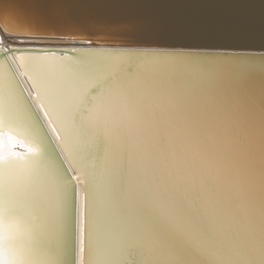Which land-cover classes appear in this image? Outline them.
<instances>
[{"label":"snow or ice","instance_id":"snow-or-ice-1","mask_svg":"<svg viewBox=\"0 0 264 264\" xmlns=\"http://www.w3.org/2000/svg\"><path fill=\"white\" fill-rule=\"evenodd\" d=\"M12 51L0 264H264V48Z\"/></svg>","mask_w":264,"mask_h":264},{"label":"water","instance_id":"water-1","mask_svg":"<svg viewBox=\"0 0 264 264\" xmlns=\"http://www.w3.org/2000/svg\"><path fill=\"white\" fill-rule=\"evenodd\" d=\"M0 1L9 3L21 11L23 15L17 13L24 17L30 29L40 32V34L15 33L24 38L15 41L52 44L9 45L8 48L0 46V49L10 50L0 52V57L8 58L12 70L17 73L18 79L29 91L25 77L19 75L21 71L19 61L12 59L15 55L13 48L48 50L61 56L79 55L70 51L74 48H150L175 52L228 51L242 53L243 55L238 58L257 61L260 59V50L264 48L262 0H75L74 3L61 7H37L35 0ZM5 14L0 9V18ZM28 16L33 20L30 21ZM108 25L130 27L113 32ZM63 30L79 33L64 34ZM6 32L9 33L6 35H14L10 30ZM77 35L84 36L86 41L76 43H81L80 45L85 43L86 47L66 45L65 39L76 40ZM7 41L12 42L10 38H7Z\"/></svg>","mask_w":264,"mask_h":264},{"label":"bare ground","instance_id":"bare-ground-1","mask_svg":"<svg viewBox=\"0 0 264 264\" xmlns=\"http://www.w3.org/2000/svg\"><path fill=\"white\" fill-rule=\"evenodd\" d=\"M0 9L6 13L3 16V18H0V26L3 28L4 24L7 23L9 29H11L10 31L14 33V35H6L9 33L6 31H5V33L0 31V37L3 38L1 40V45H0L1 47L6 46L8 48L9 45H19V46H24V45H45V46L46 45H52V44H47V43L46 44H37V43H33V42H20V41L17 42V41H15V40H19L21 38L24 39L23 37H19L20 35H16L15 33H17V34H23V33L24 34H40V32H36V31L30 29V26L28 23H26V21L24 20V17L21 16L20 14H18V13H21V11H19L14 6H11L9 3L0 1ZM27 18L30 21L33 20L29 16ZM63 31H64V34H70V35H72V34L76 35L79 33V32H74L72 30H63ZM67 31H69V32H67ZM7 38H10L12 40V42L7 41ZM70 39H72V38H70ZM64 41H67L66 45L72 46V47H86L87 46V45H85V43H84V45H80L81 43H76V42H85L86 41L85 37L81 36V35H77L76 40L65 39ZM69 42H71V43H69ZM94 46L98 47L97 45H94ZM101 47H108V46H101ZM9 51L10 50H8L7 52H9ZM25 80L27 81L28 87L31 90L30 82H28L27 77H25Z\"/></svg>","mask_w":264,"mask_h":264},{"label":"rangeland","instance_id":"rangeland-1","mask_svg":"<svg viewBox=\"0 0 264 264\" xmlns=\"http://www.w3.org/2000/svg\"><path fill=\"white\" fill-rule=\"evenodd\" d=\"M107 35V34H106Z\"/></svg>","mask_w":264,"mask_h":264}]
</instances>
